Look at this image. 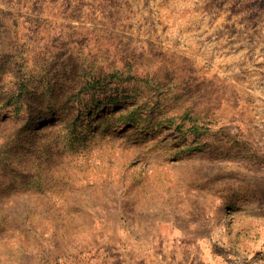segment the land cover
I'll return each instance as SVG.
<instances>
[{
    "label": "rangeland",
    "instance_id": "rangeland-1",
    "mask_svg": "<svg viewBox=\"0 0 264 264\" xmlns=\"http://www.w3.org/2000/svg\"><path fill=\"white\" fill-rule=\"evenodd\" d=\"M0 264H264V0H0Z\"/></svg>",
    "mask_w": 264,
    "mask_h": 264
}]
</instances>
